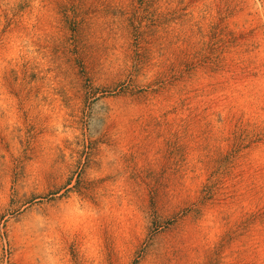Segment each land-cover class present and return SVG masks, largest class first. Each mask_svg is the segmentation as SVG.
Listing matches in <instances>:
<instances>
[{
  "label": "rangeland",
  "instance_id": "rangeland-1",
  "mask_svg": "<svg viewBox=\"0 0 264 264\" xmlns=\"http://www.w3.org/2000/svg\"><path fill=\"white\" fill-rule=\"evenodd\" d=\"M0 264H264V0H0Z\"/></svg>",
  "mask_w": 264,
  "mask_h": 264
}]
</instances>
